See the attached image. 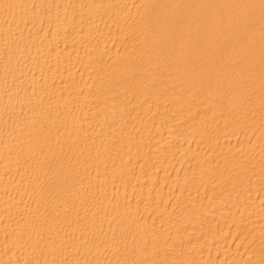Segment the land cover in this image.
<instances>
[{"label":"bare ground","instance_id":"6f19581e","mask_svg":"<svg viewBox=\"0 0 264 264\" xmlns=\"http://www.w3.org/2000/svg\"><path fill=\"white\" fill-rule=\"evenodd\" d=\"M0 264H264V0H0Z\"/></svg>","mask_w":264,"mask_h":264}]
</instances>
